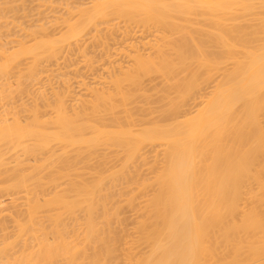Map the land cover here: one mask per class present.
I'll use <instances>...</instances> for the list:
<instances>
[{
    "label": "bare ground",
    "instance_id": "obj_1",
    "mask_svg": "<svg viewBox=\"0 0 264 264\" xmlns=\"http://www.w3.org/2000/svg\"><path fill=\"white\" fill-rule=\"evenodd\" d=\"M92 1L78 6L81 21L68 23L59 39L27 47L21 41L14 51L0 41V79L23 54H57L64 40L90 23L96 29L97 21L151 23L160 34L154 42L140 39L153 48L146 56L132 43L134 62L110 72L109 86H91L89 102L78 108L61 93L56 102L43 98L45 108L23 99V116L13 93L5 100L1 87L8 83L0 81V264H264V0ZM153 74L163 76L151 88L160 106L137 113L131 103L152 94L143 82ZM213 77L203 105L185 113ZM154 112L160 117L148 121ZM156 144L164 146L161 166L124 196L130 203L145 196L131 208L139 217L127 231L119 204L125 201L109 205L112 187L134 176L135 158L150 162L145 147ZM100 147L124 152L123 170L90 166L104 153Z\"/></svg>",
    "mask_w": 264,
    "mask_h": 264
},
{
    "label": "rangeland",
    "instance_id": "obj_2",
    "mask_svg": "<svg viewBox=\"0 0 264 264\" xmlns=\"http://www.w3.org/2000/svg\"><path fill=\"white\" fill-rule=\"evenodd\" d=\"M92 3H93L92 0H90V1L89 0H0V32H1L0 33V35H1L0 41L5 43L11 51H14V50H16V48H18V49L20 48L21 41L25 42V46L27 47V46H32L34 43L37 42V40H41L42 38H44V40L45 39L54 40V38H55V40L59 39L61 36L63 37V35L69 31L68 28H70V27H68V26L70 23H72V22L76 23L75 21H77L78 19L79 20L81 19V18H78V16H80V15H78V13L80 14L79 9L87 7V5H90V7H93V6H91V5H93ZM77 10H78V12H77ZM75 12L77 13V15L76 14L74 15ZM116 19H118V20L111 19V21H105V20L97 21V23L95 24L96 29H95V27H93L94 25H92V23H90L91 26L88 25L84 31L82 30L83 32L77 38H73L71 40L69 39L66 42L64 40L63 41L64 43L62 42L63 44L60 43L61 45L57 48L58 51L56 50L57 54H55V53L53 55L52 54L51 55L46 54L47 56H45V54H43L40 56V58H39V56L37 58L33 57L34 54L33 55L31 54L30 56H27V54L26 55L23 54L21 56V54H20L22 59H21V57L20 58L17 57L18 59L13 62L14 64L11 65L12 68L10 71H8V75L7 74H6L7 76L5 75L7 78H4L5 76H3L2 79H0L1 82H3V83L5 82V84L8 83L6 85L10 86L9 89H8V86L1 87L2 89L7 88L6 92H5L7 95V98L5 97L6 96L5 95L4 96L5 100L8 99V97L9 98L11 97V96H9L10 93H13V95H14L13 100H15V102L17 103L16 104L14 102V104L16 105V108L19 110L22 109L21 106H24V105L30 106L34 102L36 103V101H37V103L39 101L38 104L42 107L44 106V104L47 100L48 101L50 100L51 102H56V101H54V99L58 98L56 94H58L62 97L64 96V95H61V93L65 94L64 98L66 100V103H68V106H70V108L73 106H76L78 108V106H79V105L77 106L78 103L79 104L81 103L82 105H84L83 102H85V101L89 102V98L91 97V94L89 92L90 91L89 88L91 86H94V85L100 86V87L102 85H104L105 87L109 86V84H111V82L106 81V80H109L108 78H110V76H109L110 72H112L114 70L118 72V69L120 68L121 65H122V67L127 68V65L129 66L130 62H131V64L134 62V59H132V57H136L137 54L135 52L136 48L135 49L132 48L133 47L132 43L138 44V46L140 45L139 48L142 47L140 49V52L142 50V52H144L142 54L146 56L150 51H152L153 48H151L150 45L146 44L145 42H147V41L148 42H154V38L157 39V36H159V34H160L158 31V28L151 23L150 24L148 23L149 25H143V24L136 22V21H129V20L126 21L123 18H116ZM196 19H197V17H196ZM68 20H70L71 22H68ZM74 23H72V24H74ZM41 24H42V27H41ZM33 28H35L34 29L35 31L32 30ZM28 32L31 33L32 35L29 34ZM2 33L4 35H2ZM33 36L36 38H34ZM143 37L145 38L146 41L144 40ZM2 38H3V40H1ZM14 38L17 40H12ZM140 39L145 41V42H143L144 44H142L140 42ZM34 40H36V42ZM149 40H152V41H149ZM15 41L17 43L13 44V43H15ZM26 42H29V43H26ZM3 43H2V45H3ZM0 46H1V44H0ZM13 46H15V47H13ZM133 50L135 52V56H134ZM25 56H27V57H25ZM37 59H38V62H37L38 64L35 62ZM17 61H19V62H17ZM16 62L18 63V65L15 64ZM27 66H29V67H27ZM31 66H32V68H31ZM18 67H20V68L18 69ZM35 67L37 70H35ZM126 68H124V69H126ZM28 69L30 70V72H28L29 71ZM32 69L35 70V71L33 70L34 74H32L33 71L31 73ZM19 72H21V73H19ZM112 73H114V72H112ZM30 74H32V77ZM155 75L153 74L151 78L146 77V79H144L143 84H145L144 87H148L147 88L148 92H151L153 89L154 90L157 89V88H155L156 85L162 82L161 80L163 79V76L162 75L161 76L160 75L155 76ZM101 76L102 77L105 76V77L101 78ZM106 76H108L107 79H106ZM38 78H40V79H38ZM213 79H214V77L212 79H209V81L201 87L202 88L201 93H200L201 97L197 98L198 100L196 99L197 100L196 102H195V100H192V101L189 100V102H187V104L184 106V108L186 110L183 108L185 110V113H187V112L190 113L191 110H192L191 112H195L196 109L200 107V105L201 106L203 105L199 101L202 100L201 98L203 96H204L203 97V99H204L205 97L207 98L208 94H210V91L212 90V87L214 84ZM84 80H85L86 84L83 82ZM95 80H97V81H95ZM100 80H101V82H100ZM7 81H9V82H7ZM105 81L107 82L108 85L106 84ZM66 84L68 85V87L70 86L72 89H70V87L67 88ZM64 85H66V86H64ZM152 85L153 86L155 85V86L151 87ZM160 85H162V83L157 85V86H160ZM0 86H5V85L3 84ZM86 86H87V88H86ZM46 88L48 90L49 89L50 90L48 91ZM151 88H153V89H151ZM5 89H4V91H5ZM69 89H70V91H69ZM87 89H88V92H87ZM67 90H68V94L65 93V92H67ZM154 90H153V92H151L152 94L148 93L150 95H147L146 93H144L145 95H147V97L150 96L147 99H145L146 96L143 93H142L143 94L142 95L140 92L139 93V94H141L140 96H138L137 93H135V96L137 95L135 99H137V100L140 99L139 102H142V103H140L141 105L136 107V105H137L136 103H138V102H137V100H135L136 103H135V101H134L135 104L131 103V105H132L131 108H133V106H134L133 109L136 108L134 110L135 112L140 113V111H141L140 114H143L145 112V110H146V112L148 110L149 106L146 107L147 104L148 105L153 104V107H156V108L158 106H160L159 101H158L159 105H156V106L154 105V104H158V103H156L157 102L156 98H158V96L160 95V94L156 93L157 90L156 91H154ZM48 92H50V93L48 94ZM22 93H23V95H22ZM41 93H43L42 95H44L45 97L40 95ZM173 94H175V93H173ZM46 95H47L48 99H47ZM79 95L80 96L82 95V96L80 97ZM151 95H153L152 97L156 96L155 99H153V98L150 99ZM22 96H24V97H22ZM43 98L46 101H44ZM23 99L25 100L24 105H22ZM31 99H32V101H31ZM58 99H56V100H58ZM20 100H21V102H20ZM28 100L30 101L31 104H29ZM76 100H77V102H76ZM80 100H82V101L80 102ZM147 100H150V102H147ZM152 100H154L155 102ZM26 102H28V104H26ZM71 102H74V103L71 104ZM143 104H145V105H143ZM198 105H199V107H198ZM81 106H79V107H81ZM139 107L142 109H139ZM145 107L147 109H145ZM150 107H152V106H150ZM43 108H45V107H43ZM48 108L46 107V110H51L50 107H48ZM137 109L139 112L137 111ZM43 110H45V109H43ZM22 111H24V110H21V112ZM24 112H27V111H24ZM24 112H22L23 114L22 113L21 114L23 116L27 115L26 113L24 114ZM156 112H158V111H156ZM156 112H154L155 115L151 114L152 115L151 117L149 115H148L149 117L147 116L148 119L150 118L148 121L152 120L154 117L159 116V114ZM147 118H145V119H147ZM153 146H151V145L148 147L144 146L147 149V151L150 153V154L148 153L149 156L151 155L149 157L148 154H146V158L148 159L147 162L149 160H151V161L146 163V161L144 162L140 158H138V159L135 158L134 163L130 162L132 166L130 165V163H129V165L131 166L130 170L133 169V170H131V171H133L132 174H134V172H136L137 174L135 173L134 176L131 174L132 176H129L128 180L127 179L124 180L125 178H122L123 180L120 179L114 185L115 187L114 186H113L114 188L112 187V192L114 193V191H115V193H114L115 195L112 196L114 203H112V199L110 198L109 200H111V201H109V205L110 204L113 205L115 203L118 204L119 202L125 201V203L123 202V203H119V204L122 206L123 217H126L124 220V222H126V223L123 222V225H124V227H126L127 231H129V230L132 231L133 229H135V228H133L134 227L133 225H135L134 223L137 220L136 217L137 218L139 217L138 210L131 209V208L139 207L140 203L142 204L143 200L145 199L144 198L145 196L144 197L142 196L143 199H141L142 198V197H140L142 195L141 194L139 196L140 199L139 198L135 199L136 200V201H134L135 203L134 202L130 203L126 199L129 198V196L131 195L130 194L131 190L133 188L136 189L138 187L139 184L136 185L139 182L138 179L145 177V176L148 178L153 177L154 173H156L159 166H161V161H163L162 159L164 158V155H163L164 153H162L164 146L160 147V145H157V144L153 145ZM156 146H158V149H156L157 148ZM101 147H100V150H101ZM149 147L150 148L153 147V149H154V150L152 149L153 153ZM114 148L115 147H110V148L106 149L103 147L102 148L103 150L99 151V153L101 154L104 152V153H106L105 154L106 156L103 153L102 155H99L100 157L96 156V158H94V159L92 158L93 161H90L91 164H89V165L92 167L93 166L99 167V165L101 163L103 166H104L103 163H107V166L105 164V166H106L105 168H111L113 170L121 169L123 166L121 164L123 162L122 159H123L125 154H123L124 152H122V151L118 152L117 148H115V149ZM146 149H145V151H144V149H143V151L141 150V152L146 153ZM107 151H108V153H107ZM157 152L159 153V155H156ZM113 153H114V155H113ZM110 154L112 156H110ZM103 155L105 157H103ZM162 155H163V157H162ZM101 156H102L103 160H100V159H102ZM108 157H110V158H108ZM154 157H157V158L153 159ZM120 159L122 162H120ZM139 159H140V161H139ZM157 159H159V160H157ZM136 160L140 163L139 164L136 163ZM152 160L153 161L155 160V162L157 161L156 163L158 165L156 163H154L155 168H152L150 165L153 162ZM83 164L85 165V163H83ZM83 164H80V165L84 166ZM133 164H137L138 166L137 165L133 166ZM115 165H117L116 168H115ZM139 166H140V168L138 169ZM136 167H137L138 171H137ZM82 168L86 169V170L85 169L80 170L82 172H85V171L87 172L89 170V168L88 167L86 168L85 166ZM153 169H154V171H152ZM122 170H123V168H122ZM87 175H88V173H87ZM136 176L137 177L139 176V177L136 178ZM63 179H66V178H63ZM131 179H133V180H131ZM134 179H136L138 181L137 182L135 181L136 183H134V185H133L132 182L134 181ZM121 180L123 181V183ZM65 182L63 183V186H65L64 185ZM128 182H129V184H128ZM60 187H62V185ZM149 187H150V189H149ZM147 188H148L147 191H149V190L152 191L154 188V184L149 185ZM151 191H149V192H151ZM121 192L123 193V195L120 194ZM120 195H122L123 199L120 198L121 197ZM124 196L127 198H125ZM7 197L4 199L5 202L9 201V197L8 198ZM140 200H142V201H140ZM127 203H130V204H127ZM131 204L133 207L130 206ZM77 211H79V212H76V214L82 220V214L84 217V213H83L84 211L79 210V209H77ZM133 211H135V212H133ZM67 218L69 219L68 220V222H69L71 218L66 216L65 221L67 220ZM133 219H135V220H133ZM72 220L69 222L71 225L74 221V220L73 221ZM69 223H68V225H69ZM114 223H115V225H114ZM117 223L119 225H117L116 220H114L113 225L114 226L117 225V227L119 228L120 223L119 222H117ZM130 226H132V227H130ZM70 228H71V226H70ZM130 228H132V229H130ZM88 250H89V252L92 251L91 248Z\"/></svg>",
    "mask_w": 264,
    "mask_h": 264
}]
</instances>
